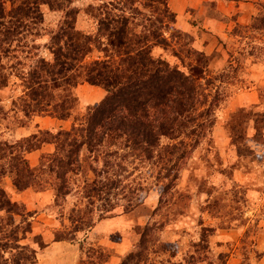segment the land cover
I'll list each match as a JSON object with an SVG mask.
<instances>
[{
  "label": "rangeland",
  "instance_id": "1",
  "mask_svg": "<svg viewBox=\"0 0 264 264\" xmlns=\"http://www.w3.org/2000/svg\"><path fill=\"white\" fill-rule=\"evenodd\" d=\"M19 1L0 0L4 7L1 34L18 12L32 8L21 34L0 43V194L5 192L0 195V201L9 199L10 204H16L10 209L15 213L0 211V239L9 237L4 239L7 244L4 252H0V263L5 264L3 259L8 257L31 260L33 254L35 257L34 250L43 246L40 237L28 236L34 216L28 210L29 203L15 201L12 193L17 195L29 190L37 195L40 192L47 195L44 203L37 199L40 207L44 204L46 207L36 211L42 212L43 218L48 220L47 228L51 230L53 240L55 236L71 237L75 223L94 221L91 228L72 234L74 241L71 243L78 242L82 252L77 264L116 263L112 262L116 255L107 246L111 243L107 242L117 243L121 238L118 232L105 234V239L104 234L93 232L100 221L116 217L122 218L119 225V231L123 228L121 240L125 239L129 247L116 264L130 253L137 256L128 264H264V4H256L258 13L246 26L224 27L235 16H226L214 3L200 5L196 10L187 8L179 15L192 25L194 29L190 31L178 28L176 15L173 23L164 19L169 27L164 33L167 46L165 49L154 47L152 55L184 72L196 69L204 92L218 95L212 113L214 121L207 123L200 135L186 137L183 134L174 140H160L161 145L180 141L184 144V157L176 164L172 175L177 178L172 181L155 180L160 167L157 161H152L153 164L124 163L127 170L122 177L126 188L119 191L113 201L123 206L128 202L136 206L123 213V208L118 205L112 216L104 218L102 203L96 198L92 205L86 198V190L82 192L85 183L96 178L93 169L104 170L99 157L101 153L90 155L82 149L79 157L83 169L69 176L70 194L55 198L54 184L47 183L48 179L52 181V175L46 172L35 187L20 191L13 185L14 179L20 180L21 175L17 172L23 166L20 158H24L31 168H37L43 158L55 152L54 144H40L30 152L22 148L30 143L15 149H7V145L15 146L20 140L39 132L50 133V136L43 135L50 140L59 130L69 131L75 119L85 112L82 93L93 98V104L88 105H95L103 98L102 89L83 83L84 89L80 83L79 88L76 86L71 90L74 101L67 120H59L48 113L27 116L23 111V101L36 105L28 95L31 89L42 93L28 77L40 60L53 61L48 47L54 43L53 39L65 21L72 23L77 41L81 36L95 35L102 29L100 22L117 17L131 20L129 24L135 34H147L152 25L155 28L152 22L159 26L156 22L161 19L158 6L154 0L136 2L134 7L140 14L130 17L131 6L126 9L120 2L117 6L116 0H71L70 5L65 3L66 0H31L32 3L22 4ZM57 4H64V7L57 9ZM69 8L75 9L73 18L65 17ZM256 17L258 22L253 27ZM157 31L158 35L162 32ZM103 56L94 50L85 62ZM59 92L55 91L54 96ZM108 160L118 163L112 156ZM109 229L118 230L115 224ZM101 236L103 239H99Z\"/></svg>",
  "mask_w": 264,
  "mask_h": 264
},
{
  "label": "trees",
  "instance_id": "2",
  "mask_svg": "<svg viewBox=\"0 0 264 264\" xmlns=\"http://www.w3.org/2000/svg\"><path fill=\"white\" fill-rule=\"evenodd\" d=\"M26 1L32 3L31 0H20L19 3ZM34 1L43 2V0ZM139 1L142 0H118V2L116 0V4L119 6L120 2L126 9L128 5L131 6L129 10L132 11L130 12L132 17L140 14V10L134 7ZM154 1L161 19L156 21L159 23L157 27L156 23L152 22L155 28L152 25L151 30H147V34H135L134 28L129 24L131 20L117 17L100 22L102 29L96 31L95 35L81 36L79 41L75 39L72 23L65 21L59 34L52 38L54 43H51L48 50L53 61L47 63L40 60L28 77V80L35 83L36 88L42 90V93L31 89L28 95L36 105L23 101L24 113L27 116L32 113H48L59 120L69 119L74 101L70 93L80 83L102 89L104 96L97 104L86 106L84 114L81 118L75 119L71 130H59L51 135L50 140L43 136H50V133L39 132L20 140L15 146L7 145V149H15L20 147L19 145L22 147V144L30 143L29 146L22 147L27 152L37 149L44 143H52L55 146V152L47 155L46 159L43 158L37 168H31L24 158H20L23 163L22 169L17 171L21 175L20 180L13 181L17 190L37 186L46 172L47 175H52V181L48 179L47 183L54 184V197H66L71 192V188L68 187L69 176L83 169L79 157L82 149L90 155L102 154L99 157L103 161L104 170L99 171L94 168L93 173L96 178L86 182L82 192L86 190V198L92 205L96 198L102 203L104 218L112 216V212L119 206L123 208V213L131 211L136 206L130 202L123 206L113 201L119 191L126 188L125 178L122 177L127 170L124 163L139 161L153 164L152 161H157L156 164L160 167L155 180L168 182L177 178V175L172 174L176 170V164L184 157V144L180 141L178 144L161 145L160 140L162 138L174 140L184 135L186 137L200 135L202 128L214 121L212 113L217 106L215 97L218 95L211 96L204 92L195 68L184 72L171 66L167 60L152 55L154 47L161 46L165 49L167 46L164 33L169 27L164 23V19L170 23L175 20V14L169 10L167 0ZM71 2V0L65 1L67 5ZM46 4L54 8L49 1H46ZM114 4L112 3L113 6ZM63 7L64 4L56 5L57 9ZM3 11L4 7L0 2V24L3 22L1 20ZM74 12V8H69L65 17L73 18ZM17 14L9 24L7 23L9 27L2 34L0 33V36H3L0 43L9 42L21 34L26 24L25 19L32 14V8ZM257 17L253 20V27H255L254 23L258 22ZM157 29L162 31L159 35ZM94 50L100 51L104 56L101 59L85 62V58ZM55 91H60L57 96H54ZM111 156L118 163H110L108 157ZM169 177L171 179H168ZM165 186L169 187V184ZM139 190H141L140 186ZM1 194L5 195V192L2 191ZM14 206L16 204H10L9 199L0 201V211L15 213L10 211ZM102 217L103 215L99 218ZM92 224L94 221L80 225L75 223L76 227L72 232L89 229ZM73 233L69 238L55 236L54 240L72 242ZM7 238L9 237L4 236L0 239L2 244L0 252H4L7 244L4 239ZM135 255L137 256L133 253L128 254L120 264H128ZM3 260L5 264L7 262L32 264L35 257L33 254L31 260L22 257L19 259L8 257Z\"/></svg>",
  "mask_w": 264,
  "mask_h": 264
},
{
  "label": "crops",
  "instance_id": "3",
  "mask_svg": "<svg viewBox=\"0 0 264 264\" xmlns=\"http://www.w3.org/2000/svg\"><path fill=\"white\" fill-rule=\"evenodd\" d=\"M167 2H168L167 3L168 7L176 15V25L178 26V28H180L183 31H190L194 29L192 25L184 21L186 19L184 18L180 19L179 17V15L181 13H184L187 8L188 9L194 8L196 10L197 7H199L200 5L214 3L216 8L220 9V11L226 16L228 17L232 15L235 16L233 20H229L228 23L224 24V27L230 28L235 26L236 24L242 26L248 25L252 17L256 16L258 13L256 4L257 3L264 4V0H168ZM81 87L84 88L85 84L81 85ZM87 96L88 95H86L85 93H82L81 95V102L84 103L86 106H88V104H93L91 102L93 98H89ZM12 193L13 195H15L14 197L15 201L21 200L25 202V204L29 203L27 204L28 210L29 212H33L32 215L34 216L32 218L31 231H30V235L28 236L29 237L38 236L43 240L42 248L38 247L35 250L33 249L35 252L36 260L32 264H77L80 261V256L82 254V252L79 249L78 242H74V243L65 242V241L57 242L53 240L51 230H48L47 228L48 220L43 218L42 212L38 214V211H36L46 207L45 204L43 205L44 207H40L37 201V199L38 200L41 199L40 200L41 203H44L45 202L44 199L47 200L45 198L47 196L45 192H40V194L38 195L35 192H30L29 190L21 192L17 195L14 192ZM30 197L32 198L31 199L32 202L29 200ZM49 202L50 200L48 201V203ZM34 211H36L37 213H34ZM120 219L122 218L116 217L112 219L102 220L97 225H95L96 227L93 229V232H96L95 234H99L97 232H100V234H104V239L106 237L105 234H109V233L114 234L118 232V236L122 238L123 228H121V230L119 231L120 228L119 225L122 224ZM114 224L117 225L118 230L109 229ZM100 226L102 227L99 228ZM121 238L117 241V243L108 241L107 243H111L109 245L104 241V243H106L107 246L113 249V252L116 255L115 256L116 259H114L112 262L117 263L119 258L129 248L127 245L128 242L126 243V240L125 239L121 240ZM99 239H103V236H101Z\"/></svg>",
  "mask_w": 264,
  "mask_h": 264
}]
</instances>
